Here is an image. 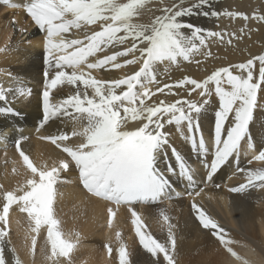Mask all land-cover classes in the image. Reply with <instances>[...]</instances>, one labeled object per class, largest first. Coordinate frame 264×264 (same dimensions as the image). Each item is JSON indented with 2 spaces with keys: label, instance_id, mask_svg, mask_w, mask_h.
<instances>
[{
  "label": "snow or ice",
  "instance_id": "1",
  "mask_svg": "<svg viewBox=\"0 0 264 264\" xmlns=\"http://www.w3.org/2000/svg\"><path fill=\"white\" fill-rule=\"evenodd\" d=\"M3 3L22 7L30 27L43 34L45 68L35 133L52 146L54 155L51 164L38 165L27 147L32 137L14 129L17 159L11 161V173L17 175L19 164L24 179L11 189L0 183V264H22L10 225V213L17 210L26 214L23 241L33 264L38 251L45 252L49 264H75L81 237L65 232L60 215L69 197L103 202L109 229L125 209L146 264H179L178 225L161 205L184 195L199 196L204 187L197 190L198 181L221 188L215 178L226 168L231 170L229 179L240 177L236 185L225 186L228 193L244 197L264 190V143L252 133L258 116H264V51L215 67L201 79L183 75L167 82L172 70L183 72L185 62L208 72L205 62L220 59L213 56L212 46L234 48V41L250 39L260 30L250 27V21L264 27V7L249 14L221 10L218 0ZM192 17L211 19L214 26L202 27L191 22ZM224 18L229 25L221 27ZM232 22L242 24L238 31L228 30ZM17 31L23 36L27 28ZM12 50L6 45L0 53ZM4 75L0 118L19 119L23 114L15 105L30 102L33 89L10 71ZM209 112L211 124L205 132ZM54 125L55 131L48 132ZM177 139L188 147L195 164L181 153ZM8 141L0 129L5 166ZM255 162L261 166H244ZM173 178L184 183L183 192ZM69 185L71 193L62 190ZM153 209H159L162 238L144 219ZM191 209L198 227L224 254L216 264H250L234 250L238 242L218 221L195 202ZM41 239L44 245L38 248ZM115 239V248L104 245L108 257L114 264H134L120 231Z\"/></svg>",
  "mask_w": 264,
  "mask_h": 264
},
{
  "label": "bare ground",
  "instance_id": "2",
  "mask_svg": "<svg viewBox=\"0 0 264 264\" xmlns=\"http://www.w3.org/2000/svg\"><path fill=\"white\" fill-rule=\"evenodd\" d=\"M249 5L253 6V11L264 7V0H218L217 7L230 8L231 10H242ZM4 6V5H3ZM7 10L8 12H6ZM250 12V13H251ZM249 13V14H250ZM200 18L192 17L191 22L196 23L205 28H212L214 21L207 19V22H200ZM145 20L147 17L144 18ZM187 19V18H186ZM15 22V23H14ZM30 20L27 19L23 12L10 9L5 6L0 9V48L6 45L13 50L7 54L0 53V82L7 84V72L20 77L25 85L33 89V96L30 102L17 104L19 110L26 114V119H5L0 118V129L5 130L9 136V141L15 137L10 130L12 125L25 126L28 131L24 134L33 135L37 122L41 117L40 111V92L42 90L44 65V50L41 44L43 34L35 27H30ZM229 25L227 18L221 22V27ZM250 27H259L258 32H253L251 38H245L239 42L234 41L236 47H217L212 46L213 56H219V60L206 61L208 72H205L203 66L198 67L195 64L182 65L183 72L179 69L172 70V82L175 79L182 78L183 75H190L193 78H204L215 67L226 66L228 63L243 62L250 55L259 54L264 51V27L256 24L254 21L249 22ZM241 23L232 22L228 30H237L241 27ZM19 28H27V32L21 36L17 31ZM30 40L32 43L28 44ZM168 99H172L169 97ZM208 119L203 121V126L208 131L211 124L212 113L206 114ZM56 125L48 129V132H54ZM252 133L256 141L264 143V116H258L256 122L252 125ZM42 134H47L42 131ZM17 135V133H16ZM179 150L183 154L189 153V149L183 145V142L176 141ZM31 153V157L38 165L51 164L50 156L54 155L53 148L50 144L40 142L32 136L27 144ZM4 150H0V183L8 188H15L18 183H22L24 179V169L16 164L17 175L11 173L13 164L11 161L17 159L13 155V149L8 150L9 163L5 166ZM247 167H260L259 162L253 165H245ZM230 169H224L215 178V183L220 184L221 188L217 189L209 184L204 192L200 193L197 198H182L171 203L165 202L160 208H163L172 217L173 222L178 225L176 229L178 239L177 259L179 264H216V261L223 258V252L216 251V245L212 240L204 234L195 221L194 213L191 209L193 202L201 206L207 213L218 221L224 227L231 238L236 243L233 245L234 250L238 252L250 264H264V190H252L250 195L244 197L238 194L227 192L225 186H233L240 182V177H233ZM73 179L74 177H68ZM71 193L72 186H66L62 189ZM86 201V198H84ZM75 205V207H74ZM159 209H153L144 216L149 226V230L158 238H162V220L158 215ZM60 215L64 221L63 228L65 232H78L81 237V244L76 254L75 264H114V261L108 257L104 248L106 243H110L114 248L117 245L115 232L122 233L123 241L132 251V260L134 264H146L147 256L138 246L135 238L134 230L130 223V214L125 209L117 213V217L113 223L112 229L106 224V213L103 202H81L79 199L69 197L64 200L61 205ZM74 217H77L74 219ZM10 225L12 229L13 245L17 249V255L22 260V264H33V258L27 252L23 235L27 228L26 214L19 211L10 213ZM43 231V230H42ZM44 241H38V248H42ZM35 264H49L46 254L38 251L35 258Z\"/></svg>",
  "mask_w": 264,
  "mask_h": 264
},
{
  "label": "rangeland",
  "instance_id": "3",
  "mask_svg": "<svg viewBox=\"0 0 264 264\" xmlns=\"http://www.w3.org/2000/svg\"><path fill=\"white\" fill-rule=\"evenodd\" d=\"M1 7L3 8L4 6L2 4H0V9H1ZM253 8H254L253 6L249 5L248 7L244 8V9H242L240 11H245L247 13H250L253 10ZM5 11L8 12L7 10H5ZM200 22H207V19H203V18L201 19L200 18Z\"/></svg>",
  "mask_w": 264,
  "mask_h": 264
}]
</instances>
